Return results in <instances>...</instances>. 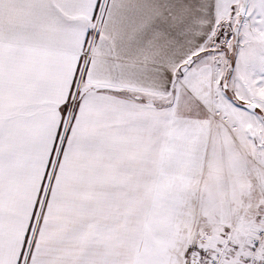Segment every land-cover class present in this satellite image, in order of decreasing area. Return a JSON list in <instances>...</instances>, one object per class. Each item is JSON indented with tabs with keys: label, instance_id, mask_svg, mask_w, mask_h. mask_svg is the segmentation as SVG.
Masks as SVG:
<instances>
[{
	"label": "snow or ice",
	"instance_id": "1",
	"mask_svg": "<svg viewBox=\"0 0 264 264\" xmlns=\"http://www.w3.org/2000/svg\"><path fill=\"white\" fill-rule=\"evenodd\" d=\"M0 264H264V0H0Z\"/></svg>",
	"mask_w": 264,
	"mask_h": 264
}]
</instances>
